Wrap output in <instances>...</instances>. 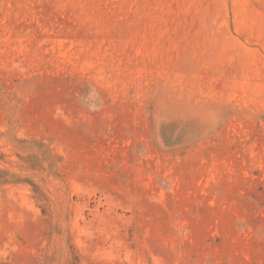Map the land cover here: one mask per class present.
Returning a JSON list of instances; mask_svg holds the SVG:
<instances>
[{
    "label": "rangeland",
    "instance_id": "obj_1",
    "mask_svg": "<svg viewBox=\"0 0 264 264\" xmlns=\"http://www.w3.org/2000/svg\"><path fill=\"white\" fill-rule=\"evenodd\" d=\"M0 264H264V0H0Z\"/></svg>",
    "mask_w": 264,
    "mask_h": 264
}]
</instances>
